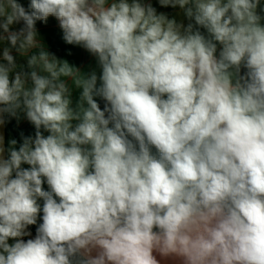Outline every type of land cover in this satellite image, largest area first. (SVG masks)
<instances>
[{
    "label": "clouds",
    "instance_id": "1",
    "mask_svg": "<svg viewBox=\"0 0 264 264\" xmlns=\"http://www.w3.org/2000/svg\"><path fill=\"white\" fill-rule=\"evenodd\" d=\"M158 2L189 23L141 0H0V125L36 130L0 136V264H264V8ZM50 16L99 76L45 49Z\"/></svg>",
    "mask_w": 264,
    "mask_h": 264
},
{
    "label": "crops",
    "instance_id": "2",
    "mask_svg": "<svg viewBox=\"0 0 264 264\" xmlns=\"http://www.w3.org/2000/svg\"><path fill=\"white\" fill-rule=\"evenodd\" d=\"M20 3L24 4L25 7H27V4L29 3V0H19ZM142 3H151L154 8H156L157 13H165L167 16L171 18H175L177 22H183L185 25L189 23L187 18L184 17L182 10L177 6L176 8L173 7H163L159 4L158 0H141ZM260 8H264V0H260ZM260 9H258V12ZM261 15H264V12L260 13ZM194 23V21H193ZM264 23V21H262ZM23 24L18 23L14 24L12 26V30H18L20 27H22ZM36 28L38 32V39L41 40L42 44L44 45L45 49L49 51L50 53L55 54V56L60 60H67L70 65L77 67L81 72H83L85 75L90 74L92 71H95L97 75H100L101 69L98 66L96 57H94L92 54H90L87 50L80 46L76 45H68L66 44L62 39V31L59 28L58 21L55 17H49L47 23L37 21ZM202 33L207 35L206 29H200ZM5 47H10V45L5 42L3 44H0V62L6 63V61H2V53L3 49ZM222 46L218 44L217 46V55L219 53V50ZM70 53V54H69ZM12 55L14 56L16 63L18 66H24L27 62V57L21 56L14 48L12 49ZM19 67L17 68V71H19ZM246 71L245 69H242V73ZM30 83V82H29ZM82 89H76L73 87L71 99L73 102V107H75V104L77 100L79 99V95ZM100 107L104 103L102 99L99 97L96 98ZM15 121L17 125L20 128H25L30 122L26 119V116L24 113L19 114V120L15 118ZM74 124L76 122H73ZM44 135H48L47 132H44ZM153 153L156 152L155 148L152 149ZM23 168L30 167L27 164L22 165ZM43 188L46 191H50L46 179L43 184ZM58 199V198H57ZM38 203L41 204V207L43 205V200H38ZM42 214V212H41ZM14 241L10 240L9 243H13ZM162 264H171V261H162Z\"/></svg>",
    "mask_w": 264,
    "mask_h": 264
},
{
    "label": "trees",
    "instance_id": "3",
    "mask_svg": "<svg viewBox=\"0 0 264 264\" xmlns=\"http://www.w3.org/2000/svg\"><path fill=\"white\" fill-rule=\"evenodd\" d=\"M23 67L25 71H30L27 68V62L25 63ZM103 107H104V103L101 105V109H103ZM6 119H7V122H6V132H7L6 146L7 147H8L9 141L12 139H15L17 141L16 147L18 148L20 143H22L21 134H23V136H34L35 135L36 130L31 123L28 124L25 128H20L15 121V117L6 118ZM41 131H43V129H41ZM40 215L42 216V214ZM39 223H42V220L38 218L37 225H32L29 227L36 233V227L38 226ZM24 239L27 240L25 237Z\"/></svg>",
    "mask_w": 264,
    "mask_h": 264
},
{
    "label": "water",
    "instance_id": "4",
    "mask_svg": "<svg viewBox=\"0 0 264 264\" xmlns=\"http://www.w3.org/2000/svg\"><path fill=\"white\" fill-rule=\"evenodd\" d=\"M0 136L3 137V146L5 147V149H7V146H6V140H7L6 123L3 125H0ZM5 155H6V153H5ZM28 231H30L32 235H31V237H25V238L26 239L34 238L35 232L30 227L28 228Z\"/></svg>",
    "mask_w": 264,
    "mask_h": 264
}]
</instances>
